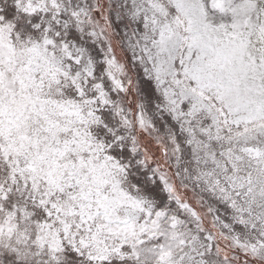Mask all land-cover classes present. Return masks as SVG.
<instances>
[{
	"label": "snow or ice",
	"instance_id": "obj_1",
	"mask_svg": "<svg viewBox=\"0 0 264 264\" xmlns=\"http://www.w3.org/2000/svg\"><path fill=\"white\" fill-rule=\"evenodd\" d=\"M0 264H264V0H0Z\"/></svg>",
	"mask_w": 264,
	"mask_h": 264
}]
</instances>
